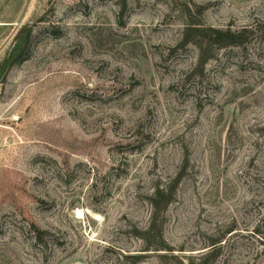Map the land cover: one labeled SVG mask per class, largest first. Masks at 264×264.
<instances>
[{
	"label": "rangeland",
	"instance_id": "obj_1",
	"mask_svg": "<svg viewBox=\"0 0 264 264\" xmlns=\"http://www.w3.org/2000/svg\"><path fill=\"white\" fill-rule=\"evenodd\" d=\"M263 238L264 0H0V264H264Z\"/></svg>",
	"mask_w": 264,
	"mask_h": 264
},
{
	"label": "trees",
	"instance_id": "obj_2",
	"mask_svg": "<svg viewBox=\"0 0 264 264\" xmlns=\"http://www.w3.org/2000/svg\"><path fill=\"white\" fill-rule=\"evenodd\" d=\"M187 30H191L188 28ZM250 31L247 29H242L239 32H231V31H221L213 28H208L204 35L201 37L204 39L208 47L212 48H227V47H241L247 43V37ZM175 194L174 190H168L164 188H157L153 195L150 198V204L152 207L151 217L148 224L147 230L142 234V240L146 244V250L150 251L152 247H155L159 252H168L170 253L172 250L169 249L167 244L163 239V220L164 214L166 213L169 205L173 201V197ZM156 233L157 242L151 241L152 234ZM264 239V238H263ZM156 243V244H155ZM220 242L212 243L209 247H211L199 260L198 264H207V260L211 257H214L217 245ZM177 259V258H176ZM179 264H186L185 260H180ZM192 264V263H191Z\"/></svg>",
	"mask_w": 264,
	"mask_h": 264
},
{
	"label": "bare ground",
	"instance_id": "obj_3",
	"mask_svg": "<svg viewBox=\"0 0 264 264\" xmlns=\"http://www.w3.org/2000/svg\"><path fill=\"white\" fill-rule=\"evenodd\" d=\"M88 212V214L91 216V218L95 221H98L100 220V216L97 215V214H94V213H91L90 211H86ZM86 212H82V211H78L77 214H78V219L82 218L84 216V214H87Z\"/></svg>",
	"mask_w": 264,
	"mask_h": 264
}]
</instances>
